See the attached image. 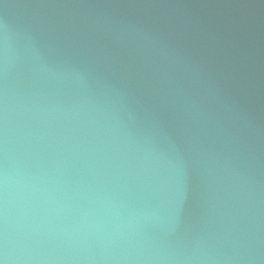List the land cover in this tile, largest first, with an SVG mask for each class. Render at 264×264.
<instances>
[{"label": "water", "instance_id": "obj_1", "mask_svg": "<svg viewBox=\"0 0 264 264\" xmlns=\"http://www.w3.org/2000/svg\"><path fill=\"white\" fill-rule=\"evenodd\" d=\"M3 264H264V0H0Z\"/></svg>", "mask_w": 264, "mask_h": 264}, {"label": "clouds", "instance_id": "obj_2", "mask_svg": "<svg viewBox=\"0 0 264 264\" xmlns=\"http://www.w3.org/2000/svg\"><path fill=\"white\" fill-rule=\"evenodd\" d=\"M0 264H3V261H0Z\"/></svg>", "mask_w": 264, "mask_h": 264}]
</instances>
